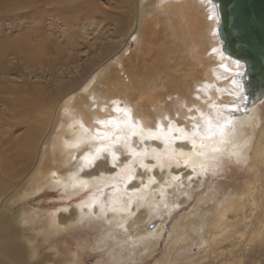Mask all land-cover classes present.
<instances>
[{
    "label": "rangeland",
    "instance_id": "obj_1",
    "mask_svg": "<svg viewBox=\"0 0 264 264\" xmlns=\"http://www.w3.org/2000/svg\"><path fill=\"white\" fill-rule=\"evenodd\" d=\"M47 1L39 5L40 10H48ZM59 1L66 16L48 13L41 18L32 17L31 0H0V264H70L74 253L79 264H264V159L257 173H246V166L242 169L236 164H230L232 170L226 172L217 161L208 164L210 169L200 178L191 175L194 171L183 161L170 166L168 172L162 165L165 161L159 167L137 166L128 185L119 178L104 188L109 202L116 189H123L126 200L127 188L140 186L138 192L135 188L130 191L134 200L129 203L126 229L118 224L109 227L103 214L93 211L71 225L70 221H77L72 220L73 208L87 201L91 190L70 200L48 188L24 198L44 183L40 170H46L58 140L66 138V118L59 107L82 95L92 82L91 87L106 88L105 70L116 71L117 59L131 67L134 79L140 82L141 92L146 94L141 102L148 95L167 93L173 76L190 85V71L196 63L190 58L189 24L180 16H168L165 10H153L155 0ZM34 21L49 48L48 54H42L43 61L33 66L28 36ZM134 30L137 37L132 36ZM6 44L15 45V50L2 48ZM237 79L242 82V77ZM239 86L248 94L241 107L245 111L256 101L248 86ZM35 89L49 103L36 101ZM167 100L163 105L172 101L180 110L177 96ZM180 113L166 116L168 122L161 129L169 128V122L177 125ZM262 115L259 127L264 134V106ZM187 119L182 127L190 133ZM176 145L190 146L186 139ZM126 156L119 161L129 159ZM149 198L151 202L141 204V199ZM217 198L224 201L220 208ZM62 207L69 208L61 216L67 232L48 224L50 213ZM210 220L224 226L233 220L237 224L226 235L208 241L216 232L209 226ZM179 236L187 241L180 244Z\"/></svg>",
    "mask_w": 264,
    "mask_h": 264
},
{
    "label": "bare ground",
    "instance_id": "obj_2",
    "mask_svg": "<svg viewBox=\"0 0 264 264\" xmlns=\"http://www.w3.org/2000/svg\"><path fill=\"white\" fill-rule=\"evenodd\" d=\"M218 1L219 0L154 1L155 7L153 10H165L168 16L170 14L171 16H180L185 20L184 22L186 25L189 24V26L187 25L190 27V29H188L190 30L188 35L192 41L190 58L194 59L196 62L194 64L192 63L194 65H192V67L194 68L192 72L190 71V85L187 81L180 79L181 77L173 76V80L170 84L171 87L169 86L170 89L166 86L169 89L167 93L161 92V94L156 93L157 95H148L147 100H145V98L143 99L144 101L141 102V98L146 94L141 92L140 82H136L134 79V73H132L131 67L127 68L122 59H117L114 64L117 66L116 71L109 70V67L105 70V72H107L106 88L91 87L92 84H94V82H92L87 86L82 95L70 98L65 102L63 107H59L66 118L64 124V134H66V138L63 142H61V139L58 140L55 155L48 157L46 170H40V173L42 172L41 175H43L42 181L44 180V183L37 186V188H35V186L33 192L27 194L23 193L24 198L38 196L48 188L55 192H61L65 199L70 200L80 196L83 192L91 190L92 195L90 198L82 202L78 207L73 208L75 210V217L72 220L77 219V221H70L71 225L80 223L82 219L86 218V216L93 211L96 215L98 213H100L99 215L103 214L109 227H113L114 225L117 226L118 224L119 227L122 226L126 229L128 228L127 223L130 217L129 203H132L134 200V194L130 193L134 188L138 192L140 186L133 185L127 188L126 200L124 199L126 194L123 189H116L109 195V202L107 201L108 195H106L104 188L112 186L119 178H122L125 181L124 184L128 185L134 177L137 166L142 165L143 167L149 166L151 168L154 165H158L159 167L161 163L165 161L162 165L168 172L170 166L181 161L184 163L187 161V167L194 171L191 175L193 174L195 177L200 178L205 174L206 170L210 169L208 164L211 166L214 162L219 161L223 163L226 172H231L232 168L230 164L240 165L242 169L246 166V173L250 170L253 173L259 172V166L264 159V144L262 143L264 134L263 132L260 133L261 127H259L260 120H262L261 116H263L264 99L258 97H264V78L261 80L260 78L254 79V88L261 82L259 91L257 89L258 95L255 104L245 111L241 107L245 104L244 101L248 95L247 90H245L244 86L241 88L232 81L234 78L237 79V77H242L241 85L243 83L250 88L252 79L249 76L250 72L248 68L252 67L251 65L255 63L260 64L262 59H264L263 51L260 55L252 53L250 47L252 41H249L247 45L243 44L248 41L249 35L247 31L250 27V20L255 19L252 27L253 30L258 27L264 29L262 26L264 25V12L262 13L256 9H252L248 13L249 15H245L242 21L239 22L240 26L236 27L238 22H235L234 17L231 18L229 16L228 2L227 5L222 2L221 6L218 7ZM44 2L45 0H31V5L34 8L32 17L42 18L48 13L57 14L60 17L66 16L65 13H63L64 4L61 1L57 0L55 4H48L47 1L48 10H40L39 5ZM76 2L77 0H73L72 3ZM152 12L153 11L148 12V15ZM209 16L213 18L209 19ZM38 25L39 24L35 21L33 22V28H31L28 36L30 48L29 60L33 66L43 61L42 54H48L46 53L48 44L46 43V39L42 37V33L40 34L41 30L38 31ZM241 31L244 32V34H242ZM134 33L135 30L132 36L135 35ZM181 34L183 33L181 32ZM135 37H137V35H135ZM231 41L235 43L233 46L228 45ZM2 48L15 50L16 46L6 44ZM213 49H215V51H213ZM221 53L223 55H221ZM249 53H251L250 56ZM161 61L163 62V60ZM234 61L237 63H233ZM162 66H164V64ZM195 67L198 68L195 70ZM262 71L264 72V65ZM238 72H242L243 75L237 76ZM197 74L200 75L197 76ZM244 77H248V81H245ZM221 90L222 93L219 97V92H221ZM33 92H35L34 89L32 93ZM36 95L37 97L34 96L35 99L37 98L36 101L49 103V100L46 101V98L41 92L38 93L37 91ZM240 95H243L244 99H240ZM176 96L179 100L178 104L180 110H178V106H174L172 101L171 103H165L163 105L167 99ZM135 100H137V102H135ZM113 101H117L118 103L114 104ZM230 104H235L238 110L231 113L233 118L225 131V142L221 143L220 136L217 134L211 141L204 140L203 143L205 147L201 148L200 136L206 133L204 117H215L217 112L221 113L223 116H227L231 112V109L225 106ZM117 108L121 109V111H116L115 109ZM128 109L131 111V119L138 133L135 136L131 135V132L123 125V121L128 119V117L124 115L123 110ZM181 111V121H178L177 125L172 124L173 130L171 132H169V128L161 129V125L168 122L164 119L166 116L170 118V116L173 115V117H175V114ZM188 117L190 118V121L187 122L190 123L189 137L194 130L193 125L196 124L199 126L200 135L196 137L197 146L195 150L192 148L190 138L186 139L189 141L190 146L176 145L177 142L185 139L181 138L180 133L176 132L175 128H183L182 125H185L183 119H187ZM109 120L115 123H101V121L107 122ZM118 124L119 127H117ZM184 131L187 133L186 130ZM149 133H153L159 138H149ZM153 139L157 140L158 143L152 142ZM108 144H111V151H103L99 154L98 158H95L97 156L96 149ZM214 148H219L220 151L214 152ZM249 151L251 152L249 158L250 162L247 164ZM197 152H204L205 156L196 155ZM113 153L116 156L115 161L113 160ZM124 154L126 158L127 154L129 159L119 161V157H124ZM178 156L182 157L183 160H180ZM213 156L215 159H210V157ZM85 157L92 159L93 162L89 164ZM102 158L105 159L106 162L101 161L103 160ZM146 163L148 164L146 165ZM202 163L205 165L204 170H202L200 166ZM108 165H110V167ZM129 176L132 178L129 179ZM169 183L173 184L174 182ZM159 187H163L162 184H160ZM145 192L146 191H144V193ZM21 196L23 197V195ZM145 196H147V193H145L143 197L145 198ZM221 198L223 197L221 196ZM149 200L150 198L147 199V201L141 199V204L151 202V200ZM138 201L139 200H137L136 203H138ZM219 201L220 199L217 198L216 202ZM223 202L224 201L217 203L216 207L220 208ZM226 203L228 202L226 201ZM136 206H139V203L136 204ZM68 209L67 207H62L50 213L48 220L49 227L51 226L57 231L67 232L68 225L62 222L61 219L64 217L61 216L66 215L69 211ZM59 213L60 216H58V218L57 215ZM32 214L36 216L35 212ZM58 220L60 222H58ZM137 220H140V218ZM236 224V220H233V223L230 222L227 226L223 224L219 225L216 221L210 220L209 226L216 232L208 241H213L215 237L226 235ZM178 238L181 241L180 244L187 241V238L184 236H179ZM225 240L226 239L223 241ZM73 258L74 260L70 264H79L78 255L76 253H74Z\"/></svg>",
    "mask_w": 264,
    "mask_h": 264
},
{
    "label": "snow or ice",
    "instance_id": "obj_3",
    "mask_svg": "<svg viewBox=\"0 0 264 264\" xmlns=\"http://www.w3.org/2000/svg\"><path fill=\"white\" fill-rule=\"evenodd\" d=\"M212 18H213L212 16H209V19H212ZM213 51H215V49H213ZM221 55H223V54L221 53ZM233 63H237V62L234 61ZM242 75H243L242 72H238L237 73V76H242ZM232 82L234 84H236V85H241V81L239 79H235L234 78ZM240 99H244L243 95H240ZM113 103L117 104L118 102L117 101H113ZM225 107H228V108L231 109V112L227 116H223V115H221V113L217 112L215 117H212V116L204 117V124H205V127H206V133H205V135L200 136L201 148L205 147V145L203 143L204 140H210L211 141L217 136V134H219V136H220V142L221 143L225 142L224 141L225 131H226L230 121L233 118L231 113H234L235 111L238 110L237 106L235 104L226 105ZM115 110L116 111H121V109H119V108H117ZM123 111H124V115L126 117H128V119L123 121L124 127L131 132V135H133V136L137 135L138 133H137L135 125L133 124L132 119H131V111H130V109L123 110ZM165 119H167V117H165ZM101 123L112 124V123H115V122L112 121V120H109L107 122L101 121ZM117 127H119V124L117 125ZM193 129L194 130L191 132L190 137H189V134L186 133L184 131V129L181 128V127H176L175 131L180 133L181 138H184V139L190 138L191 139V143H192V148L195 150L196 146H197L196 137L200 135V131H199V126L196 125V124L193 125ZM172 130H173V125L171 124V122H169V132H171ZM105 135H107V134H105ZM149 138H159V137L157 135L153 134V133H149ZM103 151H111V144H108V145H106L104 147H98L96 149L97 156L95 158H98L99 154L101 152H103ZM213 151L214 152H219L220 149L219 148H214ZM112 155H113V160L115 161L116 156H115L114 153ZM196 155L205 156V153L204 152H197ZM85 159L88 161L89 164H91L93 162V160L89 159L88 157H85ZM210 159H215V157L214 156L210 157ZM186 163H187V161H186ZM200 166H201L202 170L205 169V165L203 163ZM131 178L132 177L129 176V179H131ZM174 179H178V177H174ZM189 179H191V177H189Z\"/></svg>",
    "mask_w": 264,
    "mask_h": 264
},
{
    "label": "water",
    "instance_id": "obj_4",
    "mask_svg": "<svg viewBox=\"0 0 264 264\" xmlns=\"http://www.w3.org/2000/svg\"><path fill=\"white\" fill-rule=\"evenodd\" d=\"M222 2H223V4L225 3L226 5L228 2L229 16L231 18L234 17L235 22H238V25L236 27L240 26L239 22L242 21V18H244L245 15H249L248 13L252 9H256L257 11H260L262 13L264 12V0H219L217 2L218 7L221 6ZM263 15H264V13H263ZM254 22H255V19L250 20V27L248 28V31H247V33L249 35L248 41L244 42L243 44L247 45L249 41H252V45L250 46L252 53H254L255 55H260L262 51L264 53V29H261L260 27H258L255 30H253L252 27H253ZM262 26L264 27V25H262ZM242 31H244V30H242ZM242 34H244V32H242ZM233 44H235V43H233V41L228 43L229 46H233ZM250 55H251V53H249V56ZM255 64L251 65L252 67L248 68V70L250 72L249 76L252 79V84H250L251 86H250V88H248V92H249L250 96L253 97L254 101H256L255 98H257V95H258L257 89L259 91V86L261 84V82H260L254 88V79L260 78V80H261L264 78V72L262 71V67L264 65V59H262L260 64H258V63H255Z\"/></svg>",
    "mask_w": 264,
    "mask_h": 264
},
{
    "label": "crops",
    "instance_id": "obj_5",
    "mask_svg": "<svg viewBox=\"0 0 264 264\" xmlns=\"http://www.w3.org/2000/svg\"><path fill=\"white\" fill-rule=\"evenodd\" d=\"M0 198H1V195H0Z\"/></svg>",
    "mask_w": 264,
    "mask_h": 264
}]
</instances>
